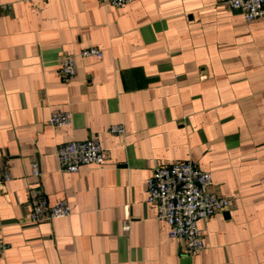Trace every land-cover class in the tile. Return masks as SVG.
<instances>
[{
	"label": "crops",
	"instance_id": "obj_1",
	"mask_svg": "<svg viewBox=\"0 0 264 264\" xmlns=\"http://www.w3.org/2000/svg\"><path fill=\"white\" fill-rule=\"evenodd\" d=\"M225 1L0 0V159L12 174L0 264H264V18ZM89 48L102 59L81 57ZM57 111L71 124L50 126ZM88 139L107 151L103 166L62 172L58 149ZM181 163L231 200L200 221L197 254L147 201L152 171ZM34 187L71 216L29 222Z\"/></svg>",
	"mask_w": 264,
	"mask_h": 264
},
{
	"label": "built area",
	"instance_id": "obj_2",
	"mask_svg": "<svg viewBox=\"0 0 264 264\" xmlns=\"http://www.w3.org/2000/svg\"><path fill=\"white\" fill-rule=\"evenodd\" d=\"M116 8H125L133 0H103ZM226 5L242 12L245 19L253 21L264 18V0H226ZM81 57L102 59L103 52L97 48L85 49ZM60 74L66 81L77 74L74 55H67L60 60ZM50 126L61 128L71 124V114L54 112L49 119ZM110 132L123 135L122 125H114ZM108 157L107 151L95 139L72 141L62 145L57 151L59 168L64 173H78L85 167H102ZM33 175L40 176L37 163L33 165ZM12 180L10 167L0 159V190ZM147 201L157 207V218L169 226V236L185 243L187 254H197L205 249V241L200 221L208 220L212 215L229 208L231 200L218 196L213 191L210 172L203 171L193 163L175 164L170 167L157 166L147 180ZM29 222L40 223L68 218L72 209L67 201H58L50 205L39 187L30 191ZM128 228V227H126ZM7 250V245L0 236V257Z\"/></svg>",
	"mask_w": 264,
	"mask_h": 264
}]
</instances>
